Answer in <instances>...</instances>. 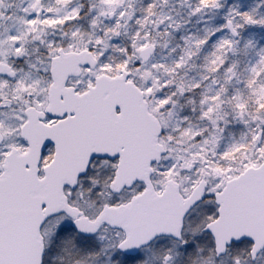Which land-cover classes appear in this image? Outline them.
I'll list each match as a JSON object with an SVG mask.
<instances>
[{"label":"rangeland","instance_id":"1","mask_svg":"<svg viewBox=\"0 0 264 264\" xmlns=\"http://www.w3.org/2000/svg\"><path fill=\"white\" fill-rule=\"evenodd\" d=\"M82 1H88L92 8L85 10ZM134 1L0 0V62L12 64L17 71L14 81L0 79V95L14 98L19 108L34 102L44 95L50 56L59 48L90 50L99 65L94 72L84 74L79 90L91 85L96 76L131 71V80L144 92L150 111L164 128L161 142L168 154L157 169L158 176L180 180L184 193L205 178L211 197L247 168L264 162V95L258 89L259 79L251 84L238 74L240 49L249 51L258 46L248 72L254 74L264 62V0H225V4L223 0ZM181 15H190L189 24L196 28L198 38H193L192 30L179 40L171 38L170 28L175 29ZM211 15H222V21L231 23L239 38L226 36L227 23L217 33L211 32L215 22L208 20ZM225 40L228 57L222 53L221 42ZM209 42L220 45L218 61H222V73L225 71L223 78L218 71L205 69L199 58ZM149 46L156 48V54L142 66L139 51ZM199 71L209 77L201 72L195 78ZM188 79L193 82L190 87ZM247 89L250 95H245ZM110 176L109 168L96 173L105 182ZM96 201L102 204L104 198L99 196ZM59 223L64 229L69 227L66 220L55 221L50 223L49 235L56 236L58 229L53 230ZM199 225L189 228L195 236L204 227ZM103 240L86 245L96 253L78 260L71 251L74 242L68 239L66 246H55L51 254L47 253L45 264H109L99 257L108 247ZM244 258L243 249L233 251L228 259L251 264ZM194 264L204 261L199 259ZM255 264H264V255Z\"/></svg>","mask_w":264,"mask_h":264},{"label":"flooded vegetation","instance_id":"2","mask_svg":"<svg viewBox=\"0 0 264 264\" xmlns=\"http://www.w3.org/2000/svg\"><path fill=\"white\" fill-rule=\"evenodd\" d=\"M46 75L47 86L44 96L37 98L34 102L28 103V106L40 104L42 107H37L40 111L48 104V92L51 86L50 61L47 63ZM68 86L73 87L76 91H78L81 88V82L71 79L69 80ZM1 95L0 100L3 99L4 101H0V175L3 173V164L6 158L13 150H17V154H23L28 150V145L21 136V129L27 120V105L26 107L23 106L19 108L17 107V101L14 98H2ZM59 121L60 119H51L46 117L43 122L45 124L52 125ZM53 153L54 147L52 145L47 146L45 150H43L41 156V168L44 167L43 164L50 161ZM94 165L95 167L93 168ZM116 167L117 161L95 160L91 164L88 174L79 180L76 190H67L69 204L78 209L81 214L90 219H95L105 206L109 205L117 207L121 205H128L135 197L141 195L145 188L140 184L135 185L131 190H124L119 194H112L109 187H105L104 189L99 187L102 180L96 177L97 171L109 168V171L112 174L111 179L113 180ZM40 176L41 178L43 176L42 170ZM112 180L108 184H110ZM168 180L169 179H160L156 174L153 176L152 183L157 195H161L164 192L166 186L165 184H167L166 182ZM99 196L104 198V202L102 204L95 205V203L98 202L96 199ZM29 202L33 204V199H30ZM99 206L102 207L100 211L91 215ZM210 215H212V218H209ZM63 217L65 218V216H60L49 220L42 227L41 235L44 241H46V245L49 233L51 232L49 222L56 219L59 221L65 220ZM159 217L171 219L172 214L167 210L164 212L160 211ZM216 218L217 207L215 205L214 197L207 196L205 197L204 202L193 209V211H191L185 218L181 238L179 240L171 236L159 237L149 246L143 248L139 254L134 256L127 255L118 250V246L125 240L126 234L122 231L112 229L109 226H102L97 236L92 238H85L79 234L77 236L81 240V243L82 241L88 242L84 245L96 244L95 242L97 239L103 238V242H105V245H108V247L105 246L106 251H102L100 254L110 259L111 264H194L195 259L199 256L202 258H205L207 255L214 256V242L208 234L203 233V230L198 235H193L189 231V225L194 223L208 224L215 221ZM57 229L60 231L62 230V225L60 223L53 231L56 232ZM105 235H107V239H105ZM251 247V244L244 242L233 246L230 251H241L244 249L245 251L248 250L249 253ZM92 249H89L90 253H96L91 251ZM197 250L199 253L195 254ZM89 251H83V247L79 246L80 253L83 252L85 255ZM222 260H224V258L216 259L215 263H220Z\"/></svg>","mask_w":264,"mask_h":264},{"label":"water","instance_id":"3","mask_svg":"<svg viewBox=\"0 0 264 264\" xmlns=\"http://www.w3.org/2000/svg\"><path fill=\"white\" fill-rule=\"evenodd\" d=\"M234 37L237 35L232 31ZM154 54V50L147 49L141 52V59L143 63H147ZM65 60L77 59L79 63H76L78 66H90L91 68H95L97 63L91 58V55L88 53H81L79 55L69 54L64 56ZM69 68V64L61 65L60 68ZM57 68V67H55ZM0 75L6 76L9 78H13L14 74L12 70L6 66L0 64ZM70 76V74L65 75V80ZM129 74L123 73L121 78H116L115 83L120 84V94H124L126 96L125 99H128L130 95L132 98L136 97V101L138 107L143 111L142 115H147L146 109L147 105L143 102L141 94L132 84H125V81ZM55 83L57 84L55 87L58 88V84L62 83V79L59 74H55ZM99 81V80H98ZM109 81L108 78H102L99 82L100 86H104V83ZM114 81V80H111ZM98 85V84H97ZM102 92V88L98 89ZM115 99H118V96H114ZM80 100V98H77ZM79 100H76L79 102ZM68 101L66 99V104L62 105L64 108H68ZM81 101V100H80ZM112 101L110 99H106L104 103L105 107L103 111L105 114L107 110H114L119 108L121 105H112ZM50 112V111H49ZM159 126V125H158ZM159 128V127H158ZM102 128L98 130L97 141L101 146V150H104L101 153H98L94 148H86L83 147L82 154L84 155L80 162L79 168L80 172H77L74 176L76 179L78 176H81L85 173L86 167L89 164L90 160L94 156H113L112 152H117L118 148L116 146L102 145ZM105 138V137H104ZM108 140V138H105ZM107 150V151H106ZM112 153V154H110ZM134 154L133 152H130ZM165 152L161 151V155ZM110 154V155H109ZM160 155H158V158ZM129 164L130 168H125L118 172V176L122 179L124 173L130 178L133 182L138 180L139 178H135L137 174H144L145 170L150 166L149 164H141L137 163L133 165L132 162ZM54 165V164H53ZM52 165V166H53ZM8 172H10V164L7 168ZM131 176V177H130ZM50 181L48 182V186L53 189L52 192H49L51 196L50 204L48 209L45 211L44 217L41 220L45 221L48 217H52L54 215L60 214L62 212H66L70 217L76 218V212L70 209L65 200L62 199V189L65 185H73L75 181L68 180L62 178L61 175L55 174L50 176ZM57 181H53V180ZM130 182V181H129ZM120 184V180L118 181ZM74 186V185H73ZM205 191L204 183H201L192 193L191 197L187 200L185 204L181 205V199L178 196V208L181 210L182 216H184L187 210L194 207L203 197ZM217 203L220 205V218L210 226L207 227L206 231H208L214 238L216 242V253L218 256H223L226 254L227 247L230 246L233 242H241L243 240H249L253 243V249L251 252V258L253 261L256 260L258 254L264 249V163L257 169L251 168L248 169L244 174L239 176L237 179L230 181L224 191L217 195ZM112 213V210L106 211L99 219L98 222L90 225H98L99 222L104 221L107 217H109ZM183 220V218H182ZM177 226L178 233L181 230V222ZM130 225L133 229L137 230L139 233L149 228V230L154 231L159 229L161 232H165L168 226L162 224L161 226H155L154 222H149L146 218L140 216H134L130 219ZM80 224L74 223V227L79 229ZM119 227L121 226V221L119 222ZM17 225L13 224V230H16ZM39 230V229H38ZM95 232V231H94ZM38 233V231H37ZM38 237L34 241V255L30 259H22L18 258L15 260L10 257V251L8 249L3 248L1 245L0 238V264H41L42 258V247L40 243L39 234ZM155 237L157 235H154Z\"/></svg>","mask_w":264,"mask_h":264},{"label":"trees","instance_id":"4","mask_svg":"<svg viewBox=\"0 0 264 264\" xmlns=\"http://www.w3.org/2000/svg\"><path fill=\"white\" fill-rule=\"evenodd\" d=\"M223 19L220 18V25L223 24ZM182 23L180 25H177V31H182L184 35H189V31L192 30L194 32V35H193V38H196L197 37V32H196V28L193 27L192 25H189V21L186 17H183L181 16V20H180ZM225 22V21H224ZM223 46L224 47H228V42L225 40L223 42ZM255 46V45H254ZM223 47V48H224ZM224 50V49H223ZM225 52V50H224ZM248 57L246 58V60H243V62L245 64H248Z\"/></svg>","mask_w":264,"mask_h":264}]
</instances>
